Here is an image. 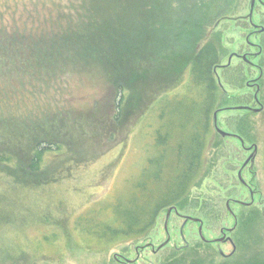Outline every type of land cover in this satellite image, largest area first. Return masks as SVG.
I'll list each match as a JSON object with an SVG mask.
<instances>
[{"label": "rangeland", "instance_id": "1", "mask_svg": "<svg viewBox=\"0 0 264 264\" xmlns=\"http://www.w3.org/2000/svg\"><path fill=\"white\" fill-rule=\"evenodd\" d=\"M57 1L2 3L12 6L21 22L29 12L34 19H45ZM219 2L172 4L191 22L198 20L194 14L208 15ZM228 2L225 16L214 24L201 23L197 34L202 38L199 48L209 40L219 45L220 64L214 73L224 91L211 117L205 171L179 208L160 213L154 229L135 243L95 253L76 230L77 223L95 203L129 188L140 169L159 157L158 140L155 149L149 144L155 131L172 123L176 134L177 121L183 120L172 114L174 103L164 122L157 116L158 104H153L164 93L173 98L185 93L187 63L167 56L160 68L152 67L118 122L113 120L117 90L101 68L90 73L67 65L47 95L36 91V98L26 94L22 99L26 88L12 93L11 81L14 89L20 83L13 76L11 81L0 76V150L19 148L5 125L21 126L35 118L59 130L74 160L69 171L65 160L51 162L35 187L0 181V264H264V0ZM151 106L153 112L144 116ZM20 142V148H27V140ZM19 156L23 158L22 151Z\"/></svg>", "mask_w": 264, "mask_h": 264}, {"label": "trees", "instance_id": "2", "mask_svg": "<svg viewBox=\"0 0 264 264\" xmlns=\"http://www.w3.org/2000/svg\"><path fill=\"white\" fill-rule=\"evenodd\" d=\"M173 1L58 0L51 12L47 9L45 19H34L28 11L27 18L17 22L12 6L0 0V76L9 81L13 76L20 83L17 89L12 81L9 86L16 95L26 88L21 98L26 94L36 98V91L45 97L51 82L59 80L70 66L90 73L101 68L117 90L113 120L118 122L121 110L131 105V94L150 76L152 67L160 68L167 56L188 65L185 93L180 98L164 93L153 104H158L157 116L164 122L174 103L172 114L183 120L177 121L176 134L172 123L166 130L155 131V139L148 143L155 149L158 140L159 157L140 169L129 188L123 187L110 200L103 199L80 215L76 230L95 253L146 238L159 214L178 209L205 171L211 117L222 103L224 91L214 73L220 64L219 45L209 40L199 48L201 37L197 34L201 23L209 25L224 17L229 2L220 0L211 8L214 11L196 13L198 20L189 22L173 8ZM1 10L9 14L8 19L4 20ZM152 109L147 108L144 116ZM21 124L4 127L19 148L0 150V181L6 178L35 187L46 177V166L62 159L69 171L73 155L59 130L46 128L35 118ZM146 134L152 138L151 133ZM23 139L28 141L27 148H20ZM168 139H173L171 144Z\"/></svg>", "mask_w": 264, "mask_h": 264}, {"label": "water", "instance_id": "3", "mask_svg": "<svg viewBox=\"0 0 264 264\" xmlns=\"http://www.w3.org/2000/svg\"><path fill=\"white\" fill-rule=\"evenodd\" d=\"M254 4H255V2L253 3V5H252V7H254ZM216 115H217V113H215L214 114V119H216ZM217 129V131H219L220 132V134H222V135H224V134H226L225 132H223V131H220L218 128H216ZM172 210H174V211H176V209L175 208H171ZM172 210H170V211H172ZM169 211V212H170Z\"/></svg>", "mask_w": 264, "mask_h": 264}, {"label": "flooded vegetation", "instance_id": "4", "mask_svg": "<svg viewBox=\"0 0 264 264\" xmlns=\"http://www.w3.org/2000/svg\"><path fill=\"white\" fill-rule=\"evenodd\" d=\"M261 30H259L258 32H260ZM261 32H263V31H261ZM249 44H252V43H249ZM256 45V44H255ZM255 45H253V46H255ZM244 59H246L247 60V58L246 57H244ZM243 59V60H244ZM257 85H258V83H253V84H251L250 86H254V87H256L257 88ZM232 109V108H231ZM176 209V208H175ZM172 211H174V210H172ZM171 211V212H172ZM175 212V211H174Z\"/></svg>", "mask_w": 264, "mask_h": 264}]
</instances>
